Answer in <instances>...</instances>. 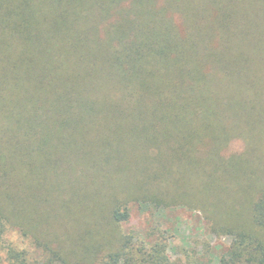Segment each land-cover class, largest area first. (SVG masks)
Here are the masks:
<instances>
[{"label":"trees","instance_id":"16d2710c","mask_svg":"<svg viewBox=\"0 0 264 264\" xmlns=\"http://www.w3.org/2000/svg\"><path fill=\"white\" fill-rule=\"evenodd\" d=\"M0 14L24 45L0 69V264H176L168 231H121L114 191L143 141L171 146L176 169L159 165L182 201L190 176L202 193L236 185L218 263L264 264L263 156L223 155L260 141L264 0H0ZM46 206L64 212L53 233ZM183 248L182 264H210Z\"/></svg>","mask_w":264,"mask_h":264},{"label":"rangeland","instance_id":"374dc122","mask_svg":"<svg viewBox=\"0 0 264 264\" xmlns=\"http://www.w3.org/2000/svg\"><path fill=\"white\" fill-rule=\"evenodd\" d=\"M8 7L10 11H14L16 8L15 5ZM7 20L9 21L6 15L0 14V69L12 67L13 63H16L18 57L22 55V49L24 48L21 39L16 38V33H13L14 23H10ZM260 125V141H256L254 148L253 146H247V149H245L243 142L235 140L228 145L223 155L226 158L241 156L247 150V152H254L256 155L260 153L264 161V124L261 123ZM142 143L144 144L141 146L142 151L147 153V159L139 161L140 163L135 165L136 173L132 174L133 177L128 178L126 180L127 183L120 184L121 188L119 187L118 190L114 191L118 202L115 204L118 205L117 209L119 211H127L129 214V221L121 224V231L124 233L134 231L144 236L150 229L158 227L160 230L168 231V234L172 236L169 242L168 253L176 264L184 262V246L191 253H195L201 259L209 261L210 264H220L218 263V259L226 254L228 248L234 243V240L232 236L222 233L217 227V223L221 224L222 219L226 218L227 214H229L228 219H230L233 215V206L239 210L243 204L242 198L236 202L232 200L234 191L236 192V190L231 185L235 184L220 181L218 186L215 180L212 189L209 192L202 193L200 188L201 183H199L195 176H190L187 180L186 198L188 199L185 198L182 201L179 196L182 195L181 189L183 187L181 184H166L165 170H162L159 165V160L162 161L163 158L167 164H172L176 169V160L174 161V157L167 154L171 146L161 147L160 145L157 146L155 143H147L146 141ZM203 165L208 164L204 163ZM260 167L258 164V169ZM262 167L264 168V165ZM153 171L159 174L158 178L154 179L155 176L151 174ZM139 174H142V177ZM201 178L203 181L206 180L203 176ZM156 188H160L163 193L158 194V198L156 197L155 199L153 193H157L155 192ZM63 197L66 196L63 195ZM157 199H163V201L155 203ZM59 210L50 209L48 206L41 209V211H53L48 215L51 233L56 231H54L53 226L60 220L58 216L64 215V212ZM103 211H107L105 207ZM241 211L243 210L241 209ZM208 213H211V215ZM86 214L85 212L81 213L77 222L74 225H69L70 235L76 236L77 228L83 231V229L87 228L88 223L92 224L93 218ZM84 215L86 216L84 217ZM55 228L58 229L57 226ZM69 228L67 227L66 235ZM61 232L62 230H57L55 234H61Z\"/></svg>","mask_w":264,"mask_h":264}]
</instances>
